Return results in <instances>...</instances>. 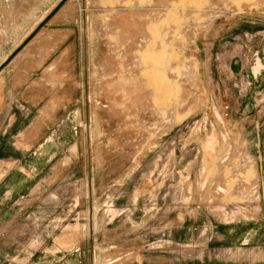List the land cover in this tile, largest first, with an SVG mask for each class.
<instances>
[{"label": "rangeland", "instance_id": "1", "mask_svg": "<svg viewBox=\"0 0 264 264\" xmlns=\"http://www.w3.org/2000/svg\"><path fill=\"white\" fill-rule=\"evenodd\" d=\"M61 1L0 0V35ZM76 1L84 80L0 195V264H264V0Z\"/></svg>", "mask_w": 264, "mask_h": 264}, {"label": "crops", "instance_id": "2", "mask_svg": "<svg viewBox=\"0 0 264 264\" xmlns=\"http://www.w3.org/2000/svg\"><path fill=\"white\" fill-rule=\"evenodd\" d=\"M75 3L68 0L59 9L44 6L18 33L0 35V195L4 200L31 190L30 175L20 173L30 155L26 147L42 145V131L56 124L59 111L73 99L75 80H84L75 78L73 53L84 48L89 29L70 16ZM59 99L65 103L59 104Z\"/></svg>", "mask_w": 264, "mask_h": 264}, {"label": "water", "instance_id": "3", "mask_svg": "<svg viewBox=\"0 0 264 264\" xmlns=\"http://www.w3.org/2000/svg\"><path fill=\"white\" fill-rule=\"evenodd\" d=\"M68 0H62L59 5L57 6V9H59L62 5H64Z\"/></svg>", "mask_w": 264, "mask_h": 264}, {"label": "bare ground", "instance_id": "4", "mask_svg": "<svg viewBox=\"0 0 264 264\" xmlns=\"http://www.w3.org/2000/svg\"><path fill=\"white\" fill-rule=\"evenodd\" d=\"M155 63H156V62H155ZM156 81H157V80H156ZM136 88H137V87H136ZM160 96H161V95H160ZM159 100H160V99H159ZM159 100H158V101H159ZM210 142H211V141H210ZM211 143H212V142H211ZM211 143H210V145H211ZM208 144H209V143H208ZM211 146H212V145H211ZM211 146H210V147H211Z\"/></svg>", "mask_w": 264, "mask_h": 264}]
</instances>
